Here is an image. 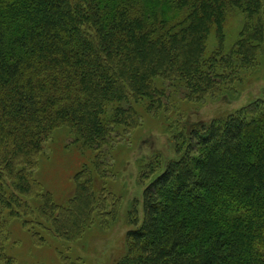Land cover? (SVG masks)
I'll return each instance as SVG.
<instances>
[{
  "label": "trees",
  "instance_id": "16d2710c",
  "mask_svg": "<svg viewBox=\"0 0 264 264\" xmlns=\"http://www.w3.org/2000/svg\"><path fill=\"white\" fill-rule=\"evenodd\" d=\"M232 9L245 22L226 52ZM213 30L219 46L206 55ZM261 63L264 0H0V207L38 211L60 239H78L114 200L96 194L87 167L66 205L43 191L34 171L54 131L100 151L140 125L138 104L165 112L166 83L201 102ZM173 139L179 158L146 184L116 264H264V99ZM27 198L42 200L37 211ZM4 229L0 213V263Z\"/></svg>",
  "mask_w": 264,
  "mask_h": 264
},
{
  "label": "rangeland",
  "instance_id": "374dc122",
  "mask_svg": "<svg viewBox=\"0 0 264 264\" xmlns=\"http://www.w3.org/2000/svg\"><path fill=\"white\" fill-rule=\"evenodd\" d=\"M245 16L238 10L228 11L224 33V50L228 52L237 41ZM219 46L215 31L209 36L206 55ZM167 85L166 110L158 116L136 106L140 125L131 130L117 128L109 144L100 151L86 148L66 128L54 131L45 141L34 171L43 191L50 193L58 205H66L75 195L76 176L84 168L95 178L96 194L113 196L107 212L97 209L94 222L74 241H64L39 215L40 198H27L35 208L34 216L11 215L0 207L4 223V260L0 264H116L128 253L127 233L143 219V190L150 178L171 160L179 158L173 132L208 124L214 118L228 115L264 99V64L246 74L235 89L219 98L208 97L201 102L186 98L184 88ZM99 158L102 171L94 166ZM154 165V174L146 166ZM160 166L157 167V165ZM151 176V177H150ZM43 227H37L40 223ZM38 232V233H37ZM37 234V235H36Z\"/></svg>",
  "mask_w": 264,
  "mask_h": 264
}]
</instances>
